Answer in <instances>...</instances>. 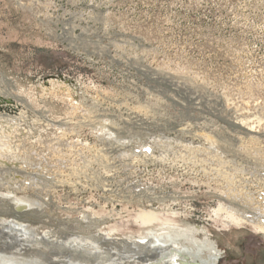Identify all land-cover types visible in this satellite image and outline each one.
<instances>
[{"label": "rangeland", "instance_id": "rangeland-1", "mask_svg": "<svg viewBox=\"0 0 264 264\" xmlns=\"http://www.w3.org/2000/svg\"><path fill=\"white\" fill-rule=\"evenodd\" d=\"M3 129L0 193L39 204L0 198L42 235L28 256L157 263L124 238L155 211L199 227L216 264H264V233L216 217L264 190V0H0Z\"/></svg>", "mask_w": 264, "mask_h": 264}, {"label": "bare ground", "instance_id": "bare-ground-1", "mask_svg": "<svg viewBox=\"0 0 264 264\" xmlns=\"http://www.w3.org/2000/svg\"><path fill=\"white\" fill-rule=\"evenodd\" d=\"M2 134L7 135L8 131L3 129L0 132V166L10 168L17 158L12 160L15 155L10 151L11 148L4 144L7 138L3 137ZM3 169L6 170L5 168ZM8 186L10 187L11 185L8 184ZM262 192L254 198L253 195L242 193L243 195L239 196L237 194L242 201L234 202V205L231 204L230 206L221 205L218 212H216V217H222V221L228 227L242 228L248 226L257 233L263 234L264 194ZM0 198L11 200L18 213L39 207L36 201L27 197L0 193ZM231 198L235 197L232 196ZM175 214L171 215L176 216ZM138 216L141 229L136 233L135 237L127 236L124 238H127L129 242L134 241L145 244L148 251L152 252V254H159L158 258L161 257V259L157 263L147 259H140L123 264H176L177 258L181 255L188 256L192 263L197 264H216L218 262L222 253L218 249L216 242L208 235L203 234L199 227L184 221L181 214L176 217H170L155 211H141ZM41 231L43 233L46 232L44 229ZM40 235L37 230L19 223L18 219L10 222L0 219V264H45L41 254L30 257L28 253L31 252L27 251V249L37 243L34 241L36 237H42ZM200 235L203 238H200ZM171 249L175 251L173 252ZM165 260L167 261L164 262Z\"/></svg>", "mask_w": 264, "mask_h": 264}, {"label": "built area", "instance_id": "built-area-1", "mask_svg": "<svg viewBox=\"0 0 264 264\" xmlns=\"http://www.w3.org/2000/svg\"><path fill=\"white\" fill-rule=\"evenodd\" d=\"M144 152L151 153V152H152V150H151V148H150V147H147V148H144ZM148 153H147V154H148Z\"/></svg>", "mask_w": 264, "mask_h": 264}]
</instances>
